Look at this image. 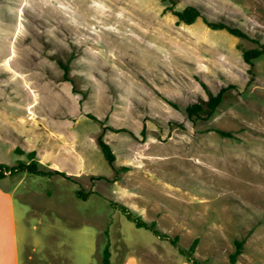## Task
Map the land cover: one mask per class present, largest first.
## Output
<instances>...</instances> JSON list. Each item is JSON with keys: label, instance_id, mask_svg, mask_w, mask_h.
Returning <instances> with one entry per match:
<instances>
[{"label": "rangeland", "instance_id": "obj_1", "mask_svg": "<svg viewBox=\"0 0 264 264\" xmlns=\"http://www.w3.org/2000/svg\"><path fill=\"white\" fill-rule=\"evenodd\" d=\"M187 6L200 14L189 25L173 14ZM251 40L264 44V0H0V164L34 151L63 174L9 179L20 263L101 264L107 245L111 264H191L178 248L196 239L199 264H228L235 241L236 264H264V56L243 61Z\"/></svg>", "mask_w": 264, "mask_h": 264}, {"label": "trees", "instance_id": "obj_2", "mask_svg": "<svg viewBox=\"0 0 264 264\" xmlns=\"http://www.w3.org/2000/svg\"><path fill=\"white\" fill-rule=\"evenodd\" d=\"M173 14L176 16L178 22L189 25L192 24L199 16V11L193 7V6H187L181 11H174ZM205 25L212 29V30H224L228 34L237 37V38H242V39H247L250 40V38L244 34L241 30L227 26L223 23H214V22H209L207 20H203ZM255 43H257L255 40H251ZM257 47L244 50L242 51V59L245 63L252 65L253 61L263 57L264 56V44L257 43ZM59 66L63 69L64 75L67 73V65L63 64L61 61H58ZM223 92L224 90H221L216 96H213L209 99L207 103V109H208V115L211 116L216 108L220 105L223 99ZM202 108L199 104H192L186 108V113L189 119H192L194 117H198L199 113L201 112ZM90 119L96 121L95 118L89 116ZM218 134L226 137H231L230 134L222 132V131H217ZM96 145L104 159V161L107 163L108 166H112L114 162V154L111 151L109 145L103 140V134L100 133L97 138H96ZM15 153H17L16 149L14 150ZM35 155L36 153L34 151H31L27 154V159L28 162H18L13 166H6L3 164H0V179L4 178L6 176L5 173L9 172L10 176H14L18 173H30L33 175H38L42 177H49L53 174H58V175H63L61 172H58L56 170H43L39 168V163L35 160ZM76 196L79 199H86V195H83L78 191L76 193ZM118 210L120 213L124 215V217L132 222L136 228L144 229L146 231H149L151 234H153L155 237L161 239V240H166L169 241L171 245L174 247L176 246V241L177 238L175 237L172 240H169V238L164 235L160 234L154 226V223H146L143 221L140 217L134 216L129 209L124 206V205H117ZM197 240H193L191 245L187 250H181L178 248V252L180 255L184 256L188 262L191 264H199L196 260L192 258V254L194 252V248L196 245ZM241 248H242V242L241 241H235L234 242V251L229 254L228 256V264H236L237 257L241 253ZM101 264H111L110 263V252L109 248L106 245L103 250H102V255H101Z\"/></svg>", "mask_w": 264, "mask_h": 264}, {"label": "crops", "instance_id": "obj_3", "mask_svg": "<svg viewBox=\"0 0 264 264\" xmlns=\"http://www.w3.org/2000/svg\"><path fill=\"white\" fill-rule=\"evenodd\" d=\"M11 149L14 152V146ZM11 177L13 176L6 175L0 179V264H22L19 258L18 220L14 205L17 185L9 180Z\"/></svg>", "mask_w": 264, "mask_h": 264}, {"label": "built area", "instance_id": "obj_4", "mask_svg": "<svg viewBox=\"0 0 264 264\" xmlns=\"http://www.w3.org/2000/svg\"><path fill=\"white\" fill-rule=\"evenodd\" d=\"M5 174H8L9 175V172L5 173Z\"/></svg>", "mask_w": 264, "mask_h": 264}]
</instances>
